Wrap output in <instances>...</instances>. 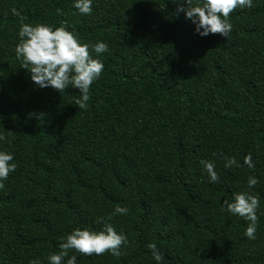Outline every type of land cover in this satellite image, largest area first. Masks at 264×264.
<instances>
[{
  "label": "trees",
  "instance_id": "trees-1",
  "mask_svg": "<svg viewBox=\"0 0 264 264\" xmlns=\"http://www.w3.org/2000/svg\"><path fill=\"white\" fill-rule=\"evenodd\" d=\"M178 2L92 0L82 15L74 0H0V151L17 164L0 189V264H48L61 237L99 231L101 218L127 244L120 256L71 251L76 264H156L149 243L162 264H264V0L230 14L227 39L196 33ZM12 8L25 23H66L81 44L108 45L89 48L104 69L86 110L71 84L59 92L31 80ZM249 175L259 180L255 239L222 210ZM117 205L127 214L108 220Z\"/></svg>",
  "mask_w": 264,
  "mask_h": 264
},
{
  "label": "clouds",
  "instance_id": "clouds-1",
  "mask_svg": "<svg viewBox=\"0 0 264 264\" xmlns=\"http://www.w3.org/2000/svg\"><path fill=\"white\" fill-rule=\"evenodd\" d=\"M185 3L187 7H184ZM73 6L82 15L92 12V0H74ZM252 6V0H180L177 13H185V18L192 21L195 25V32L200 36L219 34L227 39L233 28L229 22L230 14L237 8H251ZM11 11L20 18L19 42L15 47V54L21 61L22 67L31 74V80L40 88L51 87L59 92H63L71 84L72 87L79 89L80 93L79 98L74 100L75 104L80 109L86 110L87 102L91 99L90 87L104 69L103 63L90 55L89 48L91 47L96 54H101L109 50L108 45L102 41L92 45L81 44L74 33L68 30L66 23L59 27L44 23L32 25L25 23L27 18L21 16L15 8ZM29 115L36 114L30 113ZM42 115L39 114L36 118L40 119ZM8 135H11V131H8ZM6 139L5 135L0 134V141ZM224 159L225 168L240 167L235 157H224ZM13 161L12 154L0 151V189L5 186L3 181L7 180L9 174L17 168V164ZM244 163L254 168L250 153L244 157ZM200 164L207 172L210 182L218 183L219 174L215 171V164L209 160H201ZM258 183L259 180L254 175H249L248 190L234 193L232 202L224 200L222 207V210L230 215L240 216L248 221L244 234L249 239L256 238L260 198L251 189L255 188ZM127 212L126 207L117 205L107 219L110 220L117 214L124 215ZM98 222L103 224V228L99 231L77 227L61 237L58 245L59 251L49 254L46 258L48 264H76V256L69 255L71 251L86 256L93 254L100 256L105 253L120 256L121 247L128 242L127 236L118 233L104 218ZM147 247L151 250L156 264H162L164 257L157 245L149 243ZM29 264H43V262L36 258L30 260Z\"/></svg>",
  "mask_w": 264,
  "mask_h": 264
}]
</instances>
